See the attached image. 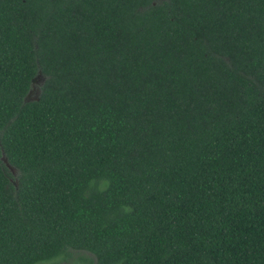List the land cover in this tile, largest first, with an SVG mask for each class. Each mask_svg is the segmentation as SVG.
<instances>
[{
  "label": "trees",
  "instance_id": "16d2710c",
  "mask_svg": "<svg viewBox=\"0 0 264 264\" xmlns=\"http://www.w3.org/2000/svg\"><path fill=\"white\" fill-rule=\"evenodd\" d=\"M67 260L264 264V0H0V264Z\"/></svg>",
  "mask_w": 264,
  "mask_h": 264
},
{
  "label": "rangeland",
  "instance_id": "374dc122",
  "mask_svg": "<svg viewBox=\"0 0 264 264\" xmlns=\"http://www.w3.org/2000/svg\"><path fill=\"white\" fill-rule=\"evenodd\" d=\"M41 81H42V77L37 75L36 79H34V81L31 84V88H30L29 92L25 96V100H32L37 96L38 86L41 83ZM86 255H89V254L84 252V251H72L71 252L72 258H74L76 256H86ZM59 264H69V260L61 262Z\"/></svg>",
  "mask_w": 264,
  "mask_h": 264
}]
</instances>
